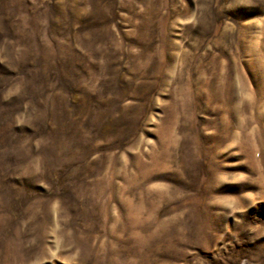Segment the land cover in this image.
<instances>
[{
    "label": "rangeland",
    "instance_id": "rangeland-1",
    "mask_svg": "<svg viewBox=\"0 0 264 264\" xmlns=\"http://www.w3.org/2000/svg\"><path fill=\"white\" fill-rule=\"evenodd\" d=\"M0 264H264V0H0Z\"/></svg>",
    "mask_w": 264,
    "mask_h": 264
}]
</instances>
